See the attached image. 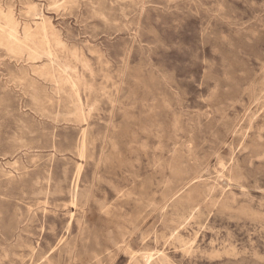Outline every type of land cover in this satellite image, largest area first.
<instances>
[{
	"label": "rangeland",
	"instance_id": "rangeland-1",
	"mask_svg": "<svg viewBox=\"0 0 264 264\" xmlns=\"http://www.w3.org/2000/svg\"><path fill=\"white\" fill-rule=\"evenodd\" d=\"M0 32V264H264V0H0Z\"/></svg>",
	"mask_w": 264,
	"mask_h": 264
},
{
	"label": "bare ground",
	"instance_id": "bare-ground-1",
	"mask_svg": "<svg viewBox=\"0 0 264 264\" xmlns=\"http://www.w3.org/2000/svg\"><path fill=\"white\" fill-rule=\"evenodd\" d=\"M66 1V0H65ZM73 4V3H72ZM57 5V4H56ZM35 6V5H34ZM59 6V5H58ZM32 8V7H31ZM12 10V9H11ZM34 10V9H33ZM6 15V14H5ZM40 16V15H39ZM10 19H12V18H10ZM47 19V18H46ZM107 19V18H106ZM47 21V20H46ZM10 22V21H9ZM43 23V22H42ZM4 25H6V24H4ZM15 25V24H14ZM3 26V25H2ZM18 26V25H17ZM43 26V25H42ZM7 27V26H6ZM4 28V27H3ZM2 27H1V29L2 30H4ZM26 29V28H25ZM34 31V30H33ZM38 31V30H37ZM1 33V32H0ZM6 33H7V35L8 36H10V37H12L13 38V41H12V44H11V46L9 45L8 47H11L12 49L13 48H17V46L19 45V39L16 37V33H15V30L13 29V27L11 28V27H9V29H7L6 30ZM59 34V33H58ZM2 35V34H1ZM5 35V34H4ZM6 35V36H7ZM37 36V35H36ZM50 36H52V35H50ZM3 37H5V36H3ZM4 39H7V38H4ZM10 39V38H9ZM8 40V39H7ZM11 40V39H10ZM54 40V39H53ZM58 40V39H57ZM9 41V40H8ZM44 41V40H43ZM46 41V40H45ZM55 41V40H54ZM58 41H60V40H58ZM9 43H10V41H9ZM62 43V42H61ZM44 44V43H43ZM1 45V44H0ZM39 45H40V43H39ZM44 45H46V44H44ZM37 46V45H36ZM35 46V47H36ZM43 46V45H42ZM41 46V47H42ZM55 46H56V43H55ZM30 48V47H29ZM34 48V47H33ZM45 48V47H44ZM50 48V47H49ZM10 49V48H9ZM28 49V48H27ZM45 51V50H44ZM30 51H28V53H29ZM37 52V51H36ZM35 52V53H36ZM40 52H42V51H40ZM48 52V51H47ZM11 53V52H10ZM13 53V52H12ZM27 53V54H28ZM30 53H32V52H30ZM39 53V52H38ZM51 53V52H50ZM33 54V53H32ZM37 54V53H36ZM40 54V53H39ZM39 54H37V55H39ZM72 54V53H71ZM16 55V54H15ZM28 55H30V54H28ZM37 55H35V56H37ZM44 55H45V53H44ZM52 55V54H51ZM22 56V55H21ZM46 56H48V54L46 55ZM72 56H74V55H72ZM76 56V55H75ZM17 57V56H16ZM30 58H31V56H29ZM32 57H34V55L32 56ZM38 58V57H37ZM36 58V59H37ZM48 58V57H47ZM35 59V58H34ZM35 59V60H36ZM40 59V58H39ZM55 58H53V60H54ZM32 60V59H31ZM79 60V59H78ZM57 63H58V61H57ZM51 65V64H50ZM46 66V65H45ZM52 66H53V64H52ZM63 66V65H62ZM65 66V65H64ZM66 67H67V65H66ZM43 68V67H42ZM67 69V68H66ZM64 70V69H63ZM25 71V70H24ZM40 73V72H39ZM66 73V72H65ZM38 74V73H37ZM41 75L43 74V72L42 73H40ZM52 74V73H51ZM67 75H69V74H67ZM58 76H60V75H58ZM70 76V75H69ZM68 76V77H69ZM28 77V76H27ZM71 77V76H70ZM26 78V77H25ZM56 78V77H55ZM61 78V77H60ZM51 79V78H50ZM52 79H54V78H52ZM59 80V79H58ZM61 81V80H60ZM55 82H57V81H55ZM62 82V81H61ZM67 82V81H66ZM70 82V81H69ZM60 83V82H59ZM68 83V82H67ZM56 84V83H55ZM63 84H64V82H63ZM74 84H75V82H74ZM61 85V84H60ZM72 85V84H71ZM76 85V84H75ZM60 87V86H59ZM62 87V86H61ZM74 87V86H73ZM72 87V88H73ZM64 88V87H63ZM63 88H61V90L63 89ZM58 89V88H57ZM74 90V89H73ZM78 91V90H77ZM76 91V92H77ZM56 92V91H55ZM58 92V91H57ZM75 92V91H74ZM59 94V93H58ZM76 94V93H75ZM74 95V94H73ZM77 95V94H76ZM79 95V94H78ZM73 102V101H72ZM75 104H78V102L76 101V103H73L72 105H75ZM75 107V106H74ZM66 116V115H65ZM69 116V115H68ZM85 118V117H84ZM221 166V165H220ZM225 167V166H224ZM50 175V174H49ZM77 183V182H76ZM118 246V245H117ZM28 247V246H27ZM30 249V248H29ZM32 249H34V247L32 248Z\"/></svg>",
	"mask_w": 264,
	"mask_h": 264
}]
</instances>
